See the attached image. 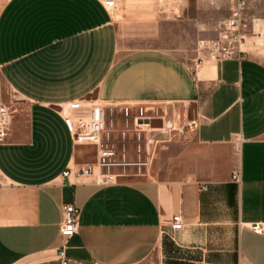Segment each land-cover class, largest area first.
I'll use <instances>...</instances> for the list:
<instances>
[{
	"label": "crops",
	"instance_id": "0c3cea01",
	"mask_svg": "<svg viewBox=\"0 0 264 264\" xmlns=\"http://www.w3.org/2000/svg\"><path fill=\"white\" fill-rule=\"evenodd\" d=\"M101 1L0 0V105L13 111L0 144V264H55L65 205L80 211L65 253L83 264H217L229 257L208 246L219 227L236 228L238 264H264V236L246 229L264 223V53L247 52L259 42L255 20L240 57L194 72L195 58L129 45L166 37L185 18L159 16L155 0H121L114 11ZM203 1L194 0L196 17ZM119 103L179 114L178 132L153 133L172 138L158 140L149 177L64 178L89 159L62 107L73 123L74 106ZM175 214L178 232L168 227Z\"/></svg>",
	"mask_w": 264,
	"mask_h": 264
},
{
	"label": "built area",
	"instance_id": "2783aa9c",
	"mask_svg": "<svg viewBox=\"0 0 264 264\" xmlns=\"http://www.w3.org/2000/svg\"><path fill=\"white\" fill-rule=\"evenodd\" d=\"M121 0H102L107 10L118 9ZM250 0H229L228 17L221 23L217 37L200 42L204 50L203 58L193 66L194 72L200 68L204 60L221 63L242 55L241 46L254 20L249 14ZM155 9L159 16L180 20L183 17V0H155ZM78 116L76 122H70L68 107L61 109L62 117L74 144L94 148L91 161L84 163L75 172L66 170L62 176L68 179L89 181L95 186L117 185L129 179L148 178L151 163L155 157V149L159 141L153 133L169 130L172 125L166 118V111L161 105L154 103H119L104 106H74ZM13 111L0 105V144L5 142L6 129ZM161 120L162 128H150L148 122ZM195 128L191 122L189 128ZM231 180L238 183V174L233 172ZM62 222L59 235L64 244L56 250L55 264H83L66 256L65 243L78 230L79 209L74 205L62 207ZM170 231L182 230L180 214L170 218ZM246 229L255 235L264 236V223H252Z\"/></svg>",
	"mask_w": 264,
	"mask_h": 264
},
{
	"label": "rangeland",
	"instance_id": "374dc122",
	"mask_svg": "<svg viewBox=\"0 0 264 264\" xmlns=\"http://www.w3.org/2000/svg\"><path fill=\"white\" fill-rule=\"evenodd\" d=\"M188 1V13L189 20L184 17L186 21L180 22L177 26L170 25L169 31L166 37H157L151 40L143 41L142 43H129L130 46H151L159 49H163L174 53L181 59L185 61L201 59L205 55L204 50L200 49V41L204 39L214 38L216 31L221 26V23L228 16V1L229 0H211L208 2L203 1V6L201 7V14L199 16L194 15V0ZM249 14L251 18L255 20V30L259 34V42L253 46V49L247 52L255 57H259L264 53V0H250L249 2ZM194 20V21H192ZM198 22L201 27V31H198ZM245 51V49H244ZM198 54L201 56L198 57ZM194 66V64H193ZM1 96L9 98L10 94L6 90H1ZM164 109V107H162ZM165 110V109H164ZM166 111V118L171 122L174 132H178L181 127L172 122L179 120V114H172L168 109ZM194 113L189 111V118H193ZM168 132L169 130H165ZM172 132L171 134H173ZM172 135L165 137H159L158 140H163L167 142ZM162 145L156 150V154L161 152ZM94 155V148L88 147L85 149V158L92 160ZM157 157V156H156ZM155 158V157H154ZM156 159V158H155ZM230 229V228H229ZM226 230L225 227L217 228L216 234L211 235L212 242L208 244L211 249L217 251L227 250L229 257H217L210 259L212 262L217 264H238V254L236 253L235 245V234L236 228ZM219 253V252H218Z\"/></svg>",
	"mask_w": 264,
	"mask_h": 264
},
{
	"label": "water",
	"instance_id": "95a60500",
	"mask_svg": "<svg viewBox=\"0 0 264 264\" xmlns=\"http://www.w3.org/2000/svg\"><path fill=\"white\" fill-rule=\"evenodd\" d=\"M148 125L150 128H154V129H161L162 128V122L159 119L152 120V121L148 122Z\"/></svg>",
	"mask_w": 264,
	"mask_h": 264
}]
</instances>
